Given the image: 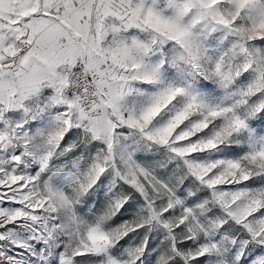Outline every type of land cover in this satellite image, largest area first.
<instances>
[{
	"label": "snow or ice",
	"instance_id": "1",
	"mask_svg": "<svg viewBox=\"0 0 264 264\" xmlns=\"http://www.w3.org/2000/svg\"><path fill=\"white\" fill-rule=\"evenodd\" d=\"M0 264H264V0H0Z\"/></svg>",
	"mask_w": 264,
	"mask_h": 264
}]
</instances>
